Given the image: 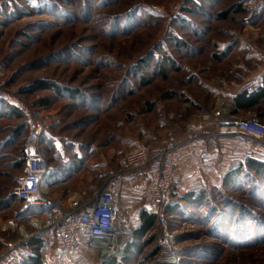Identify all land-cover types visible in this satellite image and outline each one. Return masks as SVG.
<instances>
[{"label": "rangeland", "instance_id": "1", "mask_svg": "<svg viewBox=\"0 0 264 264\" xmlns=\"http://www.w3.org/2000/svg\"><path fill=\"white\" fill-rule=\"evenodd\" d=\"M197 2L0 0V87L48 125L41 149L50 167L80 158L69 172L47 177L52 197L92 193L130 149L155 152L166 141L181 139L191 124L203 129L204 136L184 151L190 167L199 169L201 184L178 189L182 176L174 189L183 194L205 188L207 205L180 202L178 212L168 214V225L156 226L155 239L147 242L148 234L141 253L124 252L116 258L120 264H264V180L259 187L249 180L223 188L227 172L247 157L264 160V141L220 130L253 116L264 124V100L253 110L232 112L234 95L264 76V0ZM236 5L245 11L236 12ZM170 36L181 44L174 46ZM163 64L165 76L160 74ZM42 82L61 92L29 91ZM75 89L82 98H71L68 91ZM22 116H0V251L34 232L30 219L21 218L22 210L45 217L12 193L21 176L19 150L29 142V126L21 137L2 143L24 121ZM174 193L169 207L178 199ZM226 197L233 211L225 209ZM210 206L217 212L207 219ZM47 229L49 241L59 247L55 229ZM163 230L174 236L172 242L161 241ZM62 253L65 258L58 263L104 264L89 238Z\"/></svg>", "mask_w": 264, "mask_h": 264}, {"label": "built area", "instance_id": "2", "mask_svg": "<svg viewBox=\"0 0 264 264\" xmlns=\"http://www.w3.org/2000/svg\"><path fill=\"white\" fill-rule=\"evenodd\" d=\"M0 99L23 114L30 128V139L25 148V171L12 193L23 200L26 208L45 209L46 221L55 229L65 250L76 248L87 237L91 245L100 251L102 262L124 254L127 240L135 236L122 206L126 177L130 174L146 179L144 207L156 214L161 227L168 225L166 204L178 180L179 163L186 145L204 136L201 126L189 125L181 139H170L155 152L142 147L130 149L121 166L108 171L103 184L92 196L84 198L78 195L64 207L46 191L50 164L41 149V141L48 125L15 94L1 87ZM220 130L222 134L264 141V124L254 116L239 118L233 123L222 125ZM173 237L167 230L160 233L163 243L172 242ZM106 250H109L107 255L104 253Z\"/></svg>", "mask_w": 264, "mask_h": 264}, {"label": "trees", "instance_id": "3", "mask_svg": "<svg viewBox=\"0 0 264 264\" xmlns=\"http://www.w3.org/2000/svg\"><path fill=\"white\" fill-rule=\"evenodd\" d=\"M196 5L198 4L197 0H192ZM185 10L189 11V12H193V9H186ZM233 10H236V12L242 13L245 11V9L240 5H236ZM226 17V13H221V18H225ZM171 41H174L175 44L174 46H176L177 44L180 45L181 42L179 39H177L176 37H171ZM163 50V49H160ZM146 59V58H145ZM159 59V57H158ZM147 61V59L145 60ZM159 61V60H158ZM167 63H170V58L167 57L166 59ZM159 69H161L160 67L162 66L161 64H158L157 62L155 63ZM166 64H163V69L162 72H160L161 75L165 76L164 73H166L167 71V67H165ZM137 67V64L132 65V69ZM133 72V70H132ZM263 83V84H262ZM260 85H258L255 89H248V88H244L243 90H241L240 92L236 93L233 97L234 99V107L232 112L234 114H237L239 112L242 111H249V110H253L255 107H257L259 104H261V102L264 100V81L262 82ZM47 89H53L55 91H58L59 93L60 88L56 85H54L53 83H48V82H42L37 86L32 87L29 91L35 92V91H41V90H47ZM68 91V90H67ZM66 92V91H65ZM68 92H70L71 98L72 99H80L82 97H79V93L78 90L75 89V91L73 90H69ZM46 104L44 101L42 102V105ZM0 116L3 117H23L22 114L17 111L16 109H14L12 106H10L7 102L3 101L0 99ZM24 118V117H23ZM27 122L24 121L19 123L17 126L12 127V132L8 135V137H6V139H4L3 141V145L8 143L9 140L14 137L15 138H19L22 136V129L24 127H27ZM48 141L50 142V140H46V143H48ZM53 144V143H52ZM48 149H46L47 151ZM48 152V151H47ZM49 153V152H48ZM19 162L17 163L19 168H22V172L21 175L24 173L25 171V149L22 148L19 150ZM46 154V153H45ZM78 157V156H76ZM48 162L50 164V160L47 157ZM80 159V158H79ZM78 161L75 162H71L68 163L66 165H64L63 167H56L55 165H53L52 167H50V172L48 174V178H54L59 177L63 174V172H69L70 168L73 167ZM250 172V173H249ZM251 180L252 182V187L253 186H261L260 185V181L264 180V160H259L256 157L253 156H249L246 159L245 163H242L239 167L234 168L230 171L227 172V174L225 175L224 179H223V188L231 189V188H237L239 187L238 184H241L245 181H249ZM51 182V180H50ZM238 183V184H236ZM18 184V178L16 179V184ZM229 186H231V188H228ZM175 188V187H174ZM172 189V192H175L174 194L176 195V197H178V199L172 204L171 207L168 206V202L166 204V210L168 212V214L170 212H178L179 210V204L180 202H183L187 205V207H189L190 205H195L196 207H199L200 205H207L208 202V191L205 188H199V189H189L186 192H183V194L178 193L177 191H175V189ZM261 188V187H260ZM254 188L251 189L250 192H252ZM220 192V191H218ZM258 192V191H257ZM170 194V196H171ZM19 201H21L23 203L22 199H19L16 195H14ZM225 197V196H224ZM223 197V198H224ZM227 199H223L225 200V203L227 204V200H230L229 197H226ZM169 201V200H168ZM205 203V204H204ZM234 203L230 202L229 204H227V206L225 207V209H230L233 211V206ZM34 208H39L42 211H44L45 213V209L42 207H34ZM217 212L216 207H212L210 206L207 210L206 214V218L208 219V217L215 215V213ZM181 214V212H180ZM230 217V216H229ZM140 222L139 225L134 229L135 231V236L132 239L127 240L125 247H124V252H125V256H127L130 253H135V254H140L142 251V248L144 246V239L148 236V234L151 233V238H149V240H147V242H150L152 240L155 239V228L158 225V221H157V216L155 213L150 212L149 210H147L145 207L141 210L140 213ZM222 219V218H221ZM220 219V220H221ZM241 219V217H240ZM247 222V219L244 220V222ZM215 226H217V223L215 224ZM118 259L116 258H112L109 261L103 262L104 264H120L118 261Z\"/></svg>", "mask_w": 264, "mask_h": 264}, {"label": "crops", "instance_id": "4", "mask_svg": "<svg viewBox=\"0 0 264 264\" xmlns=\"http://www.w3.org/2000/svg\"><path fill=\"white\" fill-rule=\"evenodd\" d=\"M263 81H264V76L263 78L258 76L256 77V79L253 78L250 83L253 86L251 85L250 90L256 88ZM193 164L194 163H191V165ZM197 170L199 169L194 166L190 167V164L187 163L186 159H184L183 156L182 160L179 163L178 178L181 179V177L184 176V179L179 181L180 188L178 189H183L185 187H188L189 185L193 186V185L201 184L200 183L201 179L199 180V178L201 177V176L199 177L200 171ZM194 171H196L197 173L195 176L193 174ZM195 178L196 180H194ZM145 184H146V179L142 176L130 174L126 177V183L122 194V206L129 217L130 228L131 226H134V228L138 226L140 220L139 219L140 213L141 210L144 208L143 191L145 188ZM97 189H95L92 193L89 194L83 193L82 196L84 198H89L90 196L93 195V193ZM72 198H73V194L71 196H69V194H67L66 196L55 195V199L65 207L68 206ZM20 216L21 218L27 217L30 219L34 232L31 233V235H27V237H25L24 239L19 240V242L15 244H10L6 249L1 250L0 264H66L65 262L58 263L61 262L63 258H65V256L62 253L63 250L65 251V249L60 243L58 236L57 239L60 243L59 247L53 245L49 241L48 238L51 230L47 229L48 224H46L47 222L45 220V217L43 215H38V214H26L25 210L21 211ZM21 218L19 220H21ZM132 218H134L137 221L136 225H132L133 224L131 220ZM55 234L57 235L56 231ZM86 238L87 237H85L84 239Z\"/></svg>", "mask_w": 264, "mask_h": 264}, {"label": "bare ground", "instance_id": "5", "mask_svg": "<svg viewBox=\"0 0 264 264\" xmlns=\"http://www.w3.org/2000/svg\"><path fill=\"white\" fill-rule=\"evenodd\" d=\"M104 253L105 255L109 254V250L104 251ZM159 264H165V263L160 262Z\"/></svg>", "mask_w": 264, "mask_h": 264}]
</instances>
